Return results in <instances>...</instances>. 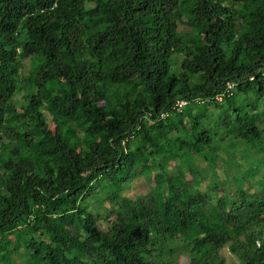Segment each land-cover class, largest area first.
<instances>
[{"label": "trees", "instance_id": "trees-1", "mask_svg": "<svg viewBox=\"0 0 264 264\" xmlns=\"http://www.w3.org/2000/svg\"><path fill=\"white\" fill-rule=\"evenodd\" d=\"M264 264V0H0V264Z\"/></svg>", "mask_w": 264, "mask_h": 264}, {"label": "rangeland", "instance_id": "rangeland-1", "mask_svg": "<svg viewBox=\"0 0 264 264\" xmlns=\"http://www.w3.org/2000/svg\"><path fill=\"white\" fill-rule=\"evenodd\" d=\"M222 251H223V253H224L225 256H226V264H230V258H229V254H228V252H227V249L224 248Z\"/></svg>", "mask_w": 264, "mask_h": 264}]
</instances>
